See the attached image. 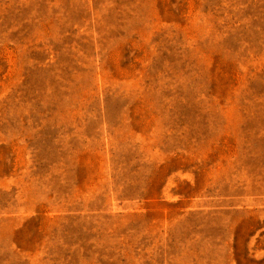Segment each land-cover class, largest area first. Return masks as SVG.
<instances>
[{"label":"rangeland","instance_id":"obj_1","mask_svg":"<svg viewBox=\"0 0 264 264\" xmlns=\"http://www.w3.org/2000/svg\"><path fill=\"white\" fill-rule=\"evenodd\" d=\"M0 264H264V0H0Z\"/></svg>","mask_w":264,"mask_h":264}]
</instances>
